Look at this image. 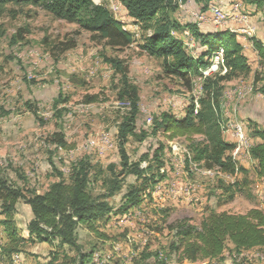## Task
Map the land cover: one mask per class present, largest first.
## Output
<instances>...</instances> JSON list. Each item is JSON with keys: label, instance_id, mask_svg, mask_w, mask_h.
Wrapping results in <instances>:
<instances>
[{"label": "rangeland", "instance_id": "rangeland-1", "mask_svg": "<svg viewBox=\"0 0 264 264\" xmlns=\"http://www.w3.org/2000/svg\"><path fill=\"white\" fill-rule=\"evenodd\" d=\"M209 1L194 0L193 4L200 8L204 7L203 10L200 9L203 14L208 9L205 6ZM250 1L252 0H232L227 8H222L229 10L232 4L239 2L252 17L248 10V4L253 5ZM95 2L107 7L111 14L127 27L125 29L133 34L135 43L132 46L121 50L112 49L104 42L93 41L91 34L81 30L78 25L58 20L39 8L7 5L1 10L0 168L4 167L1 170H5V173L7 172L14 180L26 176L30 187L43 194L52 183L58 181L54 169L68 174L76 162L82 158H89L95 173L103 170L92 187L94 196L105 194L106 186L109 185L111 188L114 180L119 179L122 185L121 191L108 199L111 206L118 208L127 192L134 187L138 188L142 183L134 177L122 180L119 176L121 168L117 155L118 127L130 110L129 102L118 101L124 88L123 75H126L131 86L138 90L140 103L138 128L139 131L147 129V132L150 128L147 127L149 124L146 126V118L148 122L152 116L161 112L184 116L192 100L196 102L197 96L199 99L204 96V82L193 80L192 88L188 89L176 79L169 77L164 70L163 61L149 56L142 50L141 46L147 36L151 35V30L141 31L139 26L135 28L133 20L119 16V9L123 8L118 1L95 0ZM211 2L215 3V0ZM114 5H118L116 12L113 9ZM123 11L128 16L125 9ZM261 11L262 15L258 18L259 23L263 24L264 21L260 18L264 16V10ZM169 12L171 19L179 25L189 24L180 20L187 17L191 19L189 15L179 19L177 15L182 14L180 11L171 9ZM195 12L202 15L198 9ZM204 17L207 20L205 15ZM252 24L256 31V39L263 41L259 35L261 29L253 22ZM227 25H231V22ZM183 27L179 30V35L184 32ZM229 29L233 30L231 26ZM134 31L138 34L133 33ZM213 32H215L214 28L204 33ZM240 32L239 36L246 39V42L242 39L240 41L243 42V53L248 58L251 69L239 93L231 90L236 85L230 87L229 84L236 82L239 84L242 78L240 74L229 78L228 82L219 83L222 88L219 93V110L223 120H226V117L231 118L233 103L242 104L245 101L258 100L264 105V99L255 97L252 88L255 74H258L260 79L257 91L264 87V60L254 47V43L244 35V30L240 29ZM247 41L253 47L245 45ZM199 51L201 53L200 49ZM108 60L119 62L122 70L116 71ZM212 61L208 70L211 74L206 76L226 74L225 69H219L220 64L217 65ZM124 98L134 100L129 96ZM64 100L67 102L64 103ZM256 115L258 119L259 114ZM251 124L254 126L247 125L245 130L253 145H256L261 142L256 135L257 132L264 130L254 123ZM59 133L66 138L68 150L57 149L50 143L52 136ZM221 133L225 142L234 144L230 133L226 130L225 133L222 131ZM107 135L110 147L103 150V141L107 140ZM200 140L201 137H196L194 141ZM159 144L164 145L162 157L164 167L158 168L157 164H151L156 182L164 185L163 196H170V189L166 184L171 183L173 176L189 185H194L196 193H200L201 188L206 191L202 195L204 197L202 206L201 202L180 203L172 197H160V195H155L152 199L151 190L143 202L144 205L142 204L148 222L133 220L125 223L118 221L119 217L111 216L108 220L102 221L99 228L101 234L106 236L104 239L90 235L99 253L112 254L110 264H129V262L143 264L145 260L141 258V254L145 250L152 254L159 251L168 253L171 237L167 226L185 218L191 219L194 225L199 226L204 216L211 211L210 205L207 204L210 201L212 205L220 207V210L231 212V201L225 202L227 197H223V194L219 196L214 192L216 189L223 192L221 185L227 186L229 176L233 177L235 182L239 180L242 184L240 187L243 193L237 195L241 198L237 206L240 207L244 202L255 205H253L256 185L255 165L247 154L237 153L235 150L231 152L239 174L236 178V172L234 175L225 174L227 177H221L222 173L219 169L208 170L197 164L191 148V145L196 143L191 144L189 139L168 141L164 135H158L156 139H151L145 145L139 140H131L126 149L130 157L136 160L151 145L157 147ZM182 150L181 158L172 157L180 155ZM240 161H246L245 165L241 166ZM111 168L114 171L111 172ZM193 209L200 211L195 212ZM27 214L26 209L20 205L15 219L20 224L17 226L21 233L25 228L24 221L28 219ZM2 227L4 229V226ZM256 252H259L256 254L257 259L264 262V250L257 249ZM2 263L6 262L0 257V264Z\"/></svg>", "mask_w": 264, "mask_h": 264}, {"label": "trees", "instance_id": "trees-1", "mask_svg": "<svg viewBox=\"0 0 264 264\" xmlns=\"http://www.w3.org/2000/svg\"><path fill=\"white\" fill-rule=\"evenodd\" d=\"M116 1L141 31L151 30V35L147 36L141 46L142 50L149 56L161 59L169 77L176 79L188 89L192 88L193 80L204 82V96L199 99V108L197 102L192 100L184 116L161 112L152 116L149 125L146 118V126L150 128L148 132L147 129L139 131L138 90L131 86L127 76L123 75L124 88L118 101L129 102L130 110L118 127L117 155L121 168L119 176L122 180L134 177L142 183L138 188L134 187L127 192L118 208L111 206L108 199L121 191L119 179L114 180L111 188L105 184L107 185L105 194L94 196L92 187L103 170L95 173L89 158H82L76 162L68 174L54 169L58 181L52 183L43 194L30 187L26 176L14 180L7 172L5 173V170H1L4 167L0 168V216L4 218L0 224L4 226L9 238V244L0 249V257L6 263L14 255H19L20 259L40 257L42 258L40 264H92L93 256L99 253V250L90 235L104 239L106 236L99 230L101 222L111 216H123L140 207L149 192L159 183L152 174L151 163L157 164L158 168L164 167L162 161L164 145L159 144L157 147L151 145L138 159L133 160L126 149L131 140H139L145 145L158 135H164L168 141L189 139L191 144L196 143L191 145L193 151L191 152L197 164L208 170L219 169L224 174L234 175L236 172V165L231 157L236 145L225 142L220 129L222 116L219 110V93L222 88L219 83L228 82L229 78L240 74L241 82L233 85L235 87L230 86L233 87L231 90L235 91L245 84L249 76L251 68L248 58L243 53V46L238 40L239 32L227 29L203 33L198 26L200 23L195 21L197 24L189 23L185 26L190 34L182 41L175 35L182 26L171 19L169 11L172 9L181 12L180 1L185 4L193 3L194 0H175V5L174 0ZM211 1L205 6L208 7V11ZM250 3L257 9L264 10V0H252ZM7 5L39 8L58 20L78 25L81 30L91 34L93 41L104 42L112 49H125L135 43L133 34L125 30V25L117 20L107 7L96 3L95 0H0V12ZM198 11L201 13L200 9ZM245 13L247 14L246 11ZM189 39L193 40L198 50L196 58L187 48ZM254 47L264 60V42L256 40ZM220 54L222 63L219 69H225L226 74L206 76L205 70L211 66L212 58ZM108 62L116 71L122 70L119 62L112 60ZM259 82L258 74H255L252 88L256 89ZM258 92L264 95V87ZM126 96L134 100L125 99ZM65 102L67 101L64 100ZM256 135L261 142L252 146L249 156L254 162L256 176L264 178V132H257ZM196 137H201L202 140L194 141ZM50 143L57 149H69L67 140L61 133L54 134ZM114 169L111 168L110 171ZM240 185L242 184L239 180L233 184L228 183L227 186L221 185L223 188L221 195L227 197L225 202H232L238 194L243 193ZM20 205L28 212L22 233L17 226L20 224L15 219ZM167 231L171 237L168 253L159 251L152 254L145 250L141 254V258L145 260L143 264L150 262L165 264V260L159 261L161 254L176 261L177 264H211L219 260L230 245L234 247L236 253L264 250V212L256 208L245 214L211 210L204 216L199 226L194 225L191 219L185 218L169 224ZM37 245H46V252L38 256L29 250L30 247Z\"/></svg>", "mask_w": 264, "mask_h": 264}, {"label": "crops", "instance_id": "crops-1", "mask_svg": "<svg viewBox=\"0 0 264 264\" xmlns=\"http://www.w3.org/2000/svg\"><path fill=\"white\" fill-rule=\"evenodd\" d=\"M230 2H232V0H215V4L221 6V7H225L227 8L230 4ZM214 3V2H210L209 4ZM191 8L193 10H197V9H201L203 10V8H200L198 5H194L193 3H191ZM201 5V3H199ZM208 4V5H209ZM203 6V5H202ZM197 7V8H196ZM248 10H250L252 17L250 18V24L251 26L253 25L252 22L258 26L261 30L259 32V35L262 37L261 40H263L262 42H264V23L261 24V22L259 23V18L262 15V11L260 9H257L254 5L248 4ZM179 13V12H178ZM188 13L185 12L184 14H180L177 15V18L180 19L187 16ZM204 15L206 16L207 20L205 19ZM202 18L204 19V22L198 24L200 30L204 33L206 31H211L212 28H214L211 24V22H213V16L211 15L210 18V13L208 11V9L205 10V12H203V14L201 15ZM264 16H262L260 18V20L264 21ZM252 19V22H251ZM258 19V21H257ZM129 20V19H128ZM180 20H184L183 22H189V23H196L193 19H189V17L187 18H183ZM189 20V21H188ZM197 24V23H196ZM232 25V23H231ZM185 25H182V27ZM233 30L240 32V29H243V26H239V27H235V26H231ZM254 28V25L252 26ZM239 29V30H238ZM255 29V28H254ZM182 30L184 31L183 33H181L179 35V31L175 32V35L177 37H179L182 41H184L186 39V37L190 34L187 29H185V27L182 28ZM215 32H218V30H216L214 28ZM240 39H242L244 42H246L245 38H241L240 36L238 37V40L240 42V44L244 47L243 42L240 41ZM245 45H251V43H249L247 41V44ZM253 47V46H252ZM244 86L238 88L237 90H235L234 92L239 93L242 88ZM253 92L255 93V97H262V99H264V95L260 94L256 89H253ZM201 94V92H200ZM261 106H264L260 103V101L255 100L253 102L251 101H245L242 104H236L233 103L231 104V118L234 119L235 122L241 123L244 128L246 127L247 130V125H252L251 123L256 124L257 126L261 127L264 130V107L262 108ZM260 110H262V112H260ZM261 113V114H260ZM259 114V117L257 119V115ZM233 116V117H232ZM254 126V125H252ZM258 127V128H259ZM231 139L233 141V143H235L233 137L231 136ZM246 161H240L241 166L245 165ZM238 171L236 170L235 176L236 178L238 177ZM221 177H227L225 174L222 173ZM241 178V174L239 176V179ZM256 185H255V191H254V199L255 202L253 203L254 206H252L251 204H244L241 205L240 207L237 206L238 205V200H240L241 198H239V196H236L235 199L231 202V213H235V214H245L246 212H248L251 209H260L264 212V178H258L256 176ZM207 185V184H206ZM220 189H216L214 192L217 195H221V191ZM204 193H206L205 190L200 191V194L203 195ZM208 205H210L211 210H216L217 212H228V211H222L217 206L212 205V202H208ZM195 210V212L200 211L199 209H193ZM4 218L2 216H0V222L3 220ZM9 244V238L7 236V233L5 232V230L3 229V227L0 225V249L5 248L7 245ZM145 244V242H144ZM47 246L46 245H37V246H32L29 248L30 251H32L33 253H36L39 255H42L46 252ZM234 247L232 245L229 246V250L226 251L219 260H215L213 261L211 264H264V262L260 261L259 259H257L256 254L259 252H256L257 249L255 250H251V251H244L241 253H236L234 252ZM160 260H165V264H177L176 261L174 262H166V256L161 254L159 257V261ZM23 263H22V262ZM40 257H36V258H30V257H26L23 259L19 258V255H14L11 260L9 261V263H2V264H40ZM150 264V263H148ZM153 264H156V262H154ZM184 264H191V263H184Z\"/></svg>", "mask_w": 264, "mask_h": 264}, {"label": "bare ground", "instance_id": "bare-ground-1", "mask_svg": "<svg viewBox=\"0 0 264 264\" xmlns=\"http://www.w3.org/2000/svg\"><path fill=\"white\" fill-rule=\"evenodd\" d=\"M179 6L181 9V12H183V13L187 12L188 15L190 16V18L194 19V21H197L198 23L204 22V19L202 18L201 15L197 14L196 12H188L186 10V6L184 5V3L182 1H180ZM237 6H238V3H235L232 5V7L229 10H225L220 6H217L216 4H210L209 12L213 16V22H219V18H221L222 21H225V25H227L230 22L232 23V21H240V18H242L244 20H247L250 23V17L245 13L241 3H240V10L238 11V13H234L235 10H237ZM113 9L116 12L118 10V5H114ZM137 27L138 26L135 25V28H137ZM125 28H127V27H125ZM242 28L244 30V35L247 38H249L252 43H254V41L257 40L256 39L257 35H256L255 29L252 26H243ZM227 29H229V26L227 27ZM133 33H135L136 35L138 34L137 31H134ZM187 46H188L187 48L189 49L191 55L196 58L198 56V50H197L196 45L194 44L193 40L189 39L187 41ZM221 58H222L221 54L218 56H214L212 58V60H213L212 63L215 62L217 65L221 64L222 63ZM208 70H209V68L205 70L207 72V74H211L210 72H208ZM237 83L238 82L233 83V84H229V85L233 86ZM226 118H227L226 120L222 119L220 122L221 131L223 133H225V130L227 133H229V131H230L231 136L233 137V139L235 141V145H236L235 152L247 154L249 156L250 150L252 149V146H253V142H252L251 138L249 137L248 133L246 132L244 126L241 123L235 122L233 119H231L229 117H226ZM150 121H151V118L148 120V124H150ZM238 133H239V136H238ZM240 138H243L244 140H246V146L241 141ZM158 184L150 192V196L152 197V199L154 198L153 196L159 195V187H160L161 192H163V194L165 192L164 185H162V184L158 185ZM185 184L187 187H189L190 193H196V189H195L194 185H189L188 183H185ZM166 185H168V184H166ZM194 203L198 204L199 202H194ZM134 217L145 218V214L143 212L142 205L138 208L132 209L130 212L123 215V221L125 223H130L131 221L134 220ZM118 221H119V219H118ZM116 248H117V246H116ZM112 257L113 256L110 253H97L93 256L92 264H97V262H98V264H108V261H112Z\"/></svg>", "mask_w": 264, "mask_h": 264}, {"label": "built area", "instance_id": "built-area-1", "mask_svg": "<svg viewBox=\"0 0 264 264\" xmlns=\"http://www.w3.org/2000/svg\"><path fill=\"white\" fill-rule=\"evenodd\" d=\"M184 5L186 6V10L188 12H195V10H193L191 8V2H186ZM239 10H240V3L238 2L237 10H235L234 13H238ZM119 16L128 19V17L124 14L123 9H119ZM211 24L218 31H227L228 26H235V27L251 26V24L247 20H244L242 18H240V21H232V25H225V21H222L221 18H219V22H211ZM196 102L198 105L199 104L198 96L196 97ZM148 116H151V115H148ZM229 133H230V131H229ZM238 136H239V133H238ZM240 139L246 146V140H244L243 138H240ZM107 147H110V144L108 143V135H107V140L103 141L102 149L105 150ZM182 153H183V150L180 152V155H174L172 157H180L181 158ZM180 169H182V166ZM227 183H229V184L235 183L234 178L229 176V182H227ZM168 189H170V196H163V192H161L160 187H159L160 197H172L175 199L176 202H180V203L181 202H191V203L201 202V206H202V199L204 197L200 193H190L189 187L186 186L184 181H180L177 178H173V176H172L171 183L168 184ZM134 220H138V221H141L144 223L148 222V218L134 217ZM119 221H123V216H119ZM166 262H172V260L166 258ZM110 263H111V261H108V264H110ZM150 263H154V262H150ZM97 264H98V262H97ZM129 264H131V262H129Z\"/></svg>", "mask_w": 264, "mask_h": 264}]
</instances>
